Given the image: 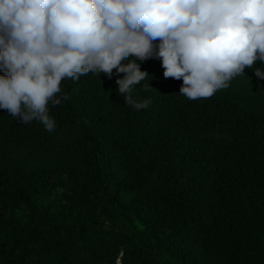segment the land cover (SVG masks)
Listing matches in <instances>:
<instances>
[{
	"label": "trees",
	"instance_id": "1",
	"mask_svg": "<svg viewBox=\"0 0 264 264\" xmlns=\"http://www.w3.org/2000/svg\"><path fill=\"white\" fill-rule=\"evenodd\" d=\"M140 64L144 109L91 72L51 133L0 109V264H264V79L190 100Z\"/></svg>",
	"mask_w": 264,
	"mask_h": 264
},
{
	"label": "clouds",
	"instance_id": "2",
	"mask_svg": "<svg viewBox=\"0 0 264 264\" xmlns=\"http://www.w3.org/2000/svg\"><path fill=\"white\" fill-rule=\"evenodd\" d=\"M149 58L190 100L228 88L245 67L264 79V0H0V109L24 125L53 132L62 81L90 72L116 75L125 106L147 108L151 98L134 93L152 79L140 64Z\"/></svg>",
	"mask_w": 264,
	"mask_h": 264
}]
</instances>
